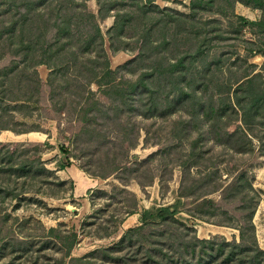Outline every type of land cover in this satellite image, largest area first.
<instances>
[{
    "label": "rangeland",
    "instance_id": "obj_1",
    "mask_svg": "<svg viewBox=\"0 0 264 264\" xmlns=\"http://www.w3.org/2000/svg\"><path fill=\"white\" fill-rule=\"evenodd\" d=\"M28 1H0V222L15 231L2 239L0 264H57L63 246L58 239L43 235L50 227L61 234L77 233L71 255L93 251L106 264H137L131 254L137 249L139 257L143 245L137 248L140 243L135 234H131L134 245L126 248L124 240L129 229L142 223L143 209L169 204L182 190H186L184 202L218 197L223 186L234 180L231 193L238 189L246 195V206L237 208L233 202L232 207L196 211L188 203L174 215L183 225L177 223V231L171 232L151 227L149 244L159 249L156 259L166 264L161 249L180 257L175 238L182 228L199 238L238 240L237 226L243 220L237 213L243 210L241 219L252 212L251 223L264 249V107L257 113L248 111L249 125L241 119V110L229 115L228 125L223 123L224 115L217 118L209 113L213 99L215 109L226 103L237 109L236 89L246 106L253 99L252 88L264 92V53L253 51L264 41V34L249 23L241 24L237 33L232 31L240 24L238 15L258 21L262 10L217 0L212 9L198 12L196 18L205 26L201 38L208 40L220 29L223 35L207 42L203 62L208 68L203 71V63L188 55L196 46L191 28L195 22L185 23L191 31L178 33V47L173 39L177 27H183L170 20L176 14L169 10L190 19V0H143L147 3L142 7L136 0H78L98 18L106 55L100 46L94 47L70 65L61 63L59 54L41 63V52L48 49L54 54L55 45L51 51L34 33L20 34ZM56 1L31 2L28 19L46 12ZM130 12L141 18L127 20L124 15L126 23L116 29L122 14ZM9 24L14 29L7 40L8 51L20 53L14 61L3 47L9 34L4 25ZM24 53L32 54V59L27 54L25 60ZM180 55L186 65L177 83L190 90L202 80L208 83L207 92L201 82L200 100L190 95L166 113L174 104L169 102L180 100L181 89L163 74ZM157 61L161 67L153 71ZM106 65L117 81L141 75L142 82L132 94L127 93L128 86L118 84L103 96L96 81ZM253 74L252 82L246 79ZM148 95H153V101ZM87 100L99 102L88 104ZM80 112L84 113L78 125L75 118ZM70 120L73 123L65 130ZM212 123L217 125V135ZM234 131L236 142L246 144V149H235V140L228 137ZM30 132L41 136L27 135ZM110 170L114 171L106 177L96 175ZM103 247L113 249L107 252L109 256L99 251Z\"/></svg>",
    "mask_w": 264,
    "mask_h": 264
},
{
    "label": "trees",
    "instance_id": "obj_2",
    "mask_svg": "<svg viewBox=\"0 0 264 264\" xmlns=\"http://www.w3.org/2000/svg\"><path fill=\"white\" fill-rule=\"evenodd\" d=\"M1 1V0H0ZM141 0H136L137 5L140 4V6L146 5L147 2L139 3ZM216 1L217 0H190V7H191V14L189 15L190 19L187 18L184 14H181L179 12H176L174 10H169L173 14H176V16H172L170 18L171 21L177 24V26L183 27L175 30L173 39L175 41L176 47H178L177 44V37L179 32L185 31H191L187 30L186 26L188 22H195V24H192L193 26L191 27L192 34L197 40L193 43H196V46H193L192 52L188 53L190 57H192V61H200L203 63V71H207L208 64L204 63L205 55H206V44L210 40H216L223 38V35L221 34L222 30L220 29L217 34H214L213 36H210L209 39H203L201 38L202 32L205 30V26L201 24L200 20L196 18L198 16V12L206 9H212V7L216 6ZM232 3L234 2H241L246 6H250L253 8H259L262 10V16L258 21L255 20H250L245 18L244 16L238 15V19L240 24L238 25L237 29H233L232 31L234 32H239V28L241 27V24L243 23H249L254 26H257L259 29L257 32H261L264 34V0H231ZM32 0L26 2V9H24L23 14L24 16L22 17V25L20 27V34L24 36H27L28 33L33 34L35 39L38 38L40 41L44 42L45 45L49 44V47H51V51L54 48L53 46L55 45V50L54 54L49 53L47 50L44 49L45 52H41V58L39 61L41 63H45L46 60H49V58L52 59V56H56L59 54V56H56L59 58V61L61 63L65 62L66 64H76L77 61H79V57L81 55H89L90 52L93 51L94 47L100 46L102 50V55L105 57V52L103 50V35L102 31L100 28L99 23L97 22L98 18L96 17L95 14L90 13L87 11L85 8V4L80 5L78 0H57L56 5H49L47 8L48 10L46 12L41 11L38 12L37 14L39 15L38 17L30 20L28 19L29 17L27 16L29 12H32L33 7L32 3H39L40 0H35L32 2ZM28 5L30 8H28ZM116 5V4H114ZM136 5V6H137ZM219 8V11L221 9V6H217ZM31 9V10H30ZM112 9V7L110 8ZM139 11V8H137ZM134 13V12H132ZM126 13L122 14L121 20H123L119 26H114L116 29H121V26L126 23L124 20V15L127 20L130 19H137L141 18V16L138 13L132 14ZM226 13V12H224ZM137 16V18H136ZM189 19V20H187ZM187 20V21H186ZM138 21V20H137ZM186 21V22H185ZM198 22V23H196ZM35 23V26L33 25ZM2 26H0V29ZM113 27V28H114ZM5 31H8L9 34L5 36V44L3 47L7 50V57L13 58V61L15 57H20V53H18L17 49L14 51H8L10 41L9 36L12 35L11 31L14 29L13 24L9 25H4ZM219 28V27H218ZM182 34V33H181ZM225 38V37H224ZM23 39L21 38V41ZM185 41V39H182ZM163 45L165 46L166 43L163 42ZM188 49H189V44ZM166 47V46H165ZM185 51V50H184ZM187 51V50H186ZM256 53H264V41L259 45L256 49L253 50ZM27 54L30 53H24V59H28L29 56ZM56 58V59H57ZM184 55L178 56L175 61L170 63V70H164V78L170 79L172 82L175 81L176 84L178 85L179 90L181 89V97L179 98L180 100H177L175 103L174 101L169 102L171 105L173 104L172 107H168L165 109V112L167 113L170 110H173L176 107L177 103H180L182 99L189 97L190 95H193L196 100H200L202 94V89L200 92L198 91V87H201V82L202 80H199L197 83L198 87H195L190 90H186L183 88V86H180L177 83L178 76L180 72H183V67L186 65L185 60L183 59ZM30 59H32V54H30ZM219 59V58H218ZM235 63V62H232ZM54 64L56 65L57 62L54 61ZM60 66V63H59ZM161 67V61L155 62L153 66V71L155 68ZM178 67L179 71H176ZM105 71L102 72L98 80L96 81L98 85V90L101 95H107L109 92L113 91L110 90L113 87L117 86L118 84H123L128 86V94H132L135 92L138 84L142 82V77L139 75L137 78H125V79H119L118 81L115 80L114 78V71L109 68V66H105ZM163 71V70H162ZM151 72H145V74H149ZM204 73V72H203ZM246 74L244 76H247L248 73L245 71ZM256 74V73H255ZM248 77L246 79H250L252 82L253 77L255 76ZM34 75V74H33ZM35 76V75H34ZM95 76H98V73L95 74ZM194 79L193 76H190ZM38 79L42 81L39 77ZM192 80V79H191ZM191 84L193 82H189ZM203 86V92H207V87L208 83L207 82H202ZM119 86V85H118ZM190 86V85H189ZM258 87V86H257ZM59 86L55 87L53 90H57ZM237 90H234L235 92L233 93V97L235 100V103L237 105V109H235V106L232 104H227L225 106L218 107V109L214 108V104L212 103V100L209 103V109L212 114V112L215 114L214 117L221 118L223 115L224 122H222L225 125H228L230 116L232 115V112L238 113L239 110H241V119L244 121L246 125H249L247 119V116L249 115V110L250 113L254 111L257 113V111L264 107V92L263 90H255V88H252L253 90V99H251L249 106H246L243 104L242 99L239 97L240 94H237ZM261 91V92H260ZM219 92V91H217ZM88 93L90 95V98L94 96V91L92 89L88 90ZM150 95V94H149ZM148 99L149 101H153V95L149 96ZM89 99V98H88ZM93 99V98H92ZM92 102H99V100H87L85 103L92 104ZM87 104V105H88ZM206 106V105H205ZM86 108L83 107L81 109V112ZM78 113L76 115L75 121H77L78 125L81 124V120L83 117V113L81 114ZM68 126L65 128L67 130L68 128L71 127V120L68 122ZM214 126L213 131L216 133H219V130L217 129L216 124H211V126ZM249 127V126H248ZM2 128H8V127H2ZM228 137L232 141V144H235V149L236 150H244L246 149V144L244 143H238L236 142V132H232L228 134ZM238 137V136H237ZM236 138V139H235ZM231 143V142H230ZM1 144V143H0ZM3 145V144H1ZM233 147V148H234ZM66 166V164H64ZM114 165V169H115ZM114 170L110 171H105L99 175L101 177H106L110 173H112ZM236 184V180L230 181L228 184L223 186L222 190L220 191V194L218 197H202V198H193L189 202H184L182 200V197L186 195V190H182L178 193L176 198L174 199L173 202L166 204V205H161L157 207H150L143 209L141 212V220L142 223L134 228H131L127 231L125 235V243H127V246L134 245L133 241L136 238V241H138L140 244L137 246V248L140 245H143V248L140 251V256L138 257V251L137 249L131 254L133 255L136 259L137 264H150V263H157V264H163L162 261L159 259H156V254L158 252V248L151 246L149 244L148 240V235L151 232V227H163L168 231H177L178 225H183L180 221H178L176 218H174V215L181 210V208L188 203L192 204L193 208L196 211H204L206 209L210 208H215L217 205H225L227 207H232L233 202L236 203L237 208H243L244 206L247 205V200H246V195H244L242 192H237V190H234L231 193L232 187ZM237 192V193H236ZM241 196L239 197V195ZM237 208H235V211L237 212ZM134 210H131V213H134ZM243 213V210L237 213L238 219L243 222L238 224L237 228L239 230V238L238 240L232 239V240H227L223 237L216 239V237L212 238H199L195 234L193 235H188L186 234V230L182 228V231L180 232L179 235L176 236V246L177 249L179 250V255L180 257H177V254L175 251H172V253L167 254V252L163 251L161 249V252L163 255L166 257V264H264V249H262L257 241L256 234H255V228L253 224L251 223V218H252V212H250L248 218L246 219H241V215ZM1 218V216H0ZM177 223H179L177 225ZM13 228L10 230L7 228V226L4 223L0 222V246L2 243V239L12 236L15 234V231H12ZM131 234H135V238L133 239V236ZM50 237H53L55 240L58 239L59 243L63 246V253L62 255L56 259L57 264H106L104 262L98 261L96 257L94 256V252H90L88 254L82 255V256H74L71 255V250L73 246L75 245V241L77 238V233L72 232V233H62L57 232V229L55 227H50L45 231V234ZM126 237H128V240H126ZM185 237V238H184ZM123 241V242H124ZM121 243L122 245L124 243ZM145 243L147 245H145ZM29 249V248H28ZM109 250H113L112 248H99V251H101L103 254L107 255V252H110ZM109 256V255H107ZM111 257V256H110ZM114 263V261H112ZM6 264V263H5ZM7 264H10L8 262ZM108 264V263H107ZM111 264V262H109Z\"/></svg>",
    "mask_w": 264,
    "mask_h": 264
},
{
    "label": "crops",
    "instance_id": "obj_3",
    "mask_svg": "<svg viewBox=\"0 0 264 264\" xmlns=\"http://www.w3.org/2000/svg\"><path fill=\"white\" fill-rule=\"evenodd\" d=\"M27 135H29V136H41V133L40 132H30ZM133 215H138V213H134ZM133 215H131V216H133Z\"/></svg>",
    "mask_w": 264,
    "mask_h": 264
}]
</instances>
